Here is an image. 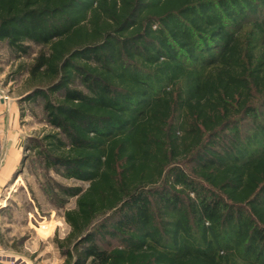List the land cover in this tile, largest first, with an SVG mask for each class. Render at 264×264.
<instances>
[{"label":"trees","instance_id":"16d2710c","mask_svg":"<svg viewBox=\"0 0 264 264\" xmlns=\"http://www.w3.org/2000/svg\"><path fill=\"white\" fill-rule=\"evenodd\" d=\"M0 42L88 183L64 264H264V0H0Z\"/></svg>","mask_w":264,"mask_h":264},{"label":"rangeland","instance_id":"374dc122","mask_svg":"<svg viewBox=\"0 0 264 264\" xmlns=\"http://www.w3.org/2000/svg\"><path fill=\"white\" fill-rule=\"evenodd\" d=\"M38 51L39 47L32 45L31 57L17 59L8 45L0 42V94L5 98V103H0V171L7 153L17 148L20 154L16 170L12 174L3 171L0 179V264H64L55 239L68 236L70 227L64 213L75 207L76 198L65 196L62 189L88 186L46 171L34 152L25 148L28 138L50 129L43 100L25 101L27 75L17 74L19 66L29 65Z\"/></svg>","mask_w":264,"mask_h":264},{"label":"crops","instance_id":"0c3cea01","mask_svg":"<svg viewBox=\"0 0 264 264\" xmlns=\"http://www.w3.org/2000/svg\"><path fill=\"white\" fill-rule=\"evenodd\" d=\"M19 161H20V154L18 153L17 148L13 149V151H11V154L7 153V158H6V161L4 162V165H5L4 170L2 169V172L0 171V179L2 178L3 171L5 170L7 171L6 174H9V173L12 174L14 170H16V166ZM1 205L2 204H0V206Z\"/></svg>","mask_w":264,"mask_h":264},{"label":"built area","instance_id":"2783aa9c","mask_svg":"<svg viewBox=\"0 0 264 264\" xmlns=\"http://www.w3.org/2000/svg\"><path fill=\"white\" fill-rule=\"evenodd\" d=\"M0 103H5V98L4 95L0 94ZM1 110V108H0ZM0 115H1V111H0ZM1 141V140H0ZM2 164V146H1V142H0V166ZM43 228H45V226H43Z\"/></svg>","mask_w":264,"mask_h":264}]
</instances>
